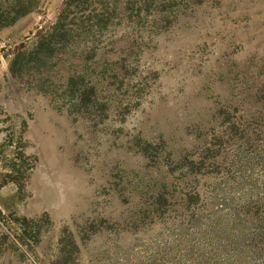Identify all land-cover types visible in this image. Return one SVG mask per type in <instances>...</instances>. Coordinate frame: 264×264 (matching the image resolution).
<instances>
[{"label": "rangeland", "instance_id": "obj_1", "mask_svg": "<svg viewBox=\"0 0 264 264\" xmlns=\"http://www.w3.org/2000/svg\"><path fill=\"white\" fill-rule=\"evenodd\" d=\"M15 1L0 0V264H170L148 212L180 177L167 166L208 150L206 186L231 196L262 176L264 0H89L80 40L13 77L68 0H18L30 12L3 24ZM73 73L96 102L73 108ZM16 218L38 237L19 244Z\"/></svg>", "mask_w": 264, "mask_h": 264}, {"label": "trees", "instance_id": "obj_2", "mask_svg": "<svg viewBox=\"0 0 264 264\" xmlns=\"http://www.w3.org/2000/svg\"><path fill=\"white\" fill-rule=\"evenodd\" d=\"M88 1L68 0L54 27L39 35L35 48L27 54H16L10 61V75L18 76L24 64L45 66L57 52L72 48L80 40L79 31L84 29L78 9ZM29 8L16 0L10 7L15 17L3 24H13L29 13ZM65 88L68 98L74 100V109L98 100L94 87L85 84L76 73L68 77ZM208 158V150L201 149L167 166L169 173L180 177L172 185H162L148 208L168 237L159 248L162 260L170 264H264V170L259 172L262 176L234 183L228 177L231 168L226 169L221 179L228 178L223 181L228 184L233 180V188L240 190L231 196L216 177V184H212L215 186H206ZM260 158L264 160V155ZM14 222L19 226V244L26 245L29 237H38L39 229L33 220L16 218Z\"/></svg>", "mask_w": 264, "mask_h": 264}]
</instances>
